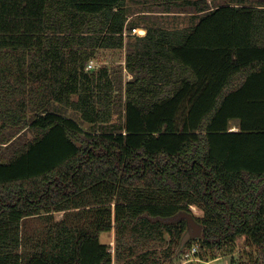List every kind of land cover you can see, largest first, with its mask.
<instances>
[{
	"label": "trees",
	"instance_id": "1",
	"mask_svg": "<svg viewBox=\"0 0 264 264\" xmlns=\"http://www.w3.org/2000/svg\"><path fill=\"white\" fill-rule=\"evenodd\" d=\"M139 1L0 0V264H113L101 233L128 227L147 249L118 258L158 264L147 245L167 232L181 257L193 206V261L244 237L241 264H264V0H146L191 21L125 41ZM125 45V83L87 67ZM32 217L45 227L24 232Z\"/></svg>",
	"mask_w": 264,
	"mask_h": 264
},
{
	"label": "rangeland",
	"instance_id": "2",
	"mask_svg": "<svg viewBox=\"0 0 264 264\" xmlns=\"http://www.w3.org/2000/svg\"><path fill=\"white\" fill-rule=\"evenodd\" d=\"M209 2L211 1L209 0ZM153 6H155V8H153ZM130 7L133 11V14L130 15V19H135L138 26L133 29L130 35H128V32H125V41H135V34L146 30L148 26L163 25L166 27H184L190 23L193 14L189 8H185L186 10L184 11H160V9L156 8L155 3L146 2V0H141L135 3L130 2ZM127 53L128 49L126 45L122 48H100L96 51L95 58L89 62L92 63L93 66L87 67L91 69L97 65H107L112 70H120V66H122L123 81L125 83L133 77L132 73L126 68ZM66 114L77 117L78 121L82 123L84 128H91L88 122L82 121L79 114L73 113L71 110L67 111ZM115 118L118 120L123 119V115L119 113L115 114ZM232 129H237V127L234 126ZM193 212L196 216L202 215L201 210L196 206L193 207ZM63 214V212H57L54 217L55 219H60L63 217ZM45 225L46 222L44 218H28L24 221V232H34L44 228ZM134 236L135 235L130 227H128V230H126L124 234H117L115 228L101 233V240L109 245V249L113 254V264H126V260L118 258V252H116L117 247L122 240L125 244L128 243L135 247L134 250L136 254L134 257L146 251L147 248L138 244ZM179 241L180 240H178V242ZM168 244L171 247L170 250L167 249ZM177 245V241L172 242L171 236L167 232H164L161 237L154 242H150L147 246L151 250L157 251V257L159 259L158 264H232V262L234 264H241L244 261H249L250 258L253 257L252 253L254 252V247L247 245L244 237H238L237 250L232 255H224L211 261H184L182 256H175L172 258L171 256H168L170 252L175 253L178 248Z\"/></svg>",
	"mask_w": 264,
	"mask_h": 264
},
{
	"label": "water",
	"instance_id": "3",
	"mask_svg": "<svg viewBox=\"0 0 264 264\" xmlns=\"http://www.w3.org/2000/svg\"><path fill=\"white\" fill-rule=\"evenodd\" d=\"M178 218H185L187 222V229L183 233L180 240L179 250H182L189 241L201 236L203 232V224L200 223L196 219L194 213L190 211H181Z\"/></svg>",
	"mask_w": 264,
	"mask_h": 264
},
{
	"label": "built area",
	"instance_id": "4",
	"mask_svg": "<svg viewBox=\"0 0 264 264\" xmlns=\"http://www.w3.org/2000/svg\"><path fill=\"white\" fill-rule=\"evenodd\" d=\"M92 67V63H89L88 67ZM195 207V206H193ZM192 207V208H193ZM192 242L186 247L182 257L184 261H193V260H200V258L197 257L196 253L200 250V243L195 240H191Z\"/></svg>",
	"mask_w": 264,
	"mask_h": 264
},
{
	"label": "crops",
	"instance_id": "5",
	"mask_svg": "<svg viewBox=\"0 0 264 264\" xmlns=\"http://www.w3.org/2000/svg\"><path fill=\"white\" fill-rule=\"evenodd\" d=\"M33 218V217H32ZM103 242V241H102Z\"/></svg>",
	"mask_w": 264,
	"mask_h": 264
}]
</instances>
